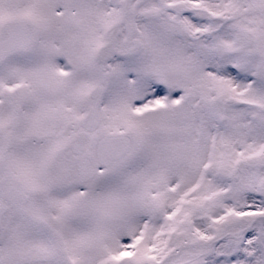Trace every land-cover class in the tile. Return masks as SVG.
Instances as JSON below:
<instances>
[{"label":"rangeland","instance_id":"rangeland-1","mask_svg":"<svg viewBox=\"0 0 264 264\" xmlns=\"http://www.w3.org/2000/svg\"><path fill=\"white\" fill-rule=\"evenodd\" d=\"M64 4L0 0V38L20 20L34 36L0 66V86L11 82L0 87V178L36 191L52 182L24 206L8 204L0 185V264H264L262 247L250 251L264 229V0H90L85 19L76 7L59 15ZM192 37L206 40L191 65L181 57ZM60 54L71 82L53 67ZM97 82L106 90L92 100ZM8 102L28 127L20 136L2 122L14 114ZM91 106L94 132L81 126ZM109 133L132 147L101 168L96 146ZM76 141L98 168L86 186Z\"/></svg>","mask_w":264,"mask_h":264},{"label":"water","instance_id":"water-1","mask_svg":"<svg viewBox=\"0 0 264 264\" xmlns=\"http://www.w3.org/2000/svg\"><path fill=\"white\" fill-rule=\"evenodd\" d=\"M8 32L11 34L10 37L0 42V60L9 52L25 48L30 42L28 29L24 24L10 26ZM101 89L98 88L95 95L100 93ZM95 120L96 118L92 113L91 115L85 116L84 124L86 127L93 129L97 124ZM129 146V140L124 137L108 136L104 138L100 146H98L100 161L105 165L118 161L128 151ZM82 165V176L88 180L93 176L94 172L91 168H88L89 166L86 162H83ZM2 183L7 187V194L11 200L18 201L21 204L27 201L28 195L20 191L9 176L4 177ZM15 194L18 196L15 197ZM0 213H2V208L0 209Z\"/></svg>","mask_w":264,"mask_h":264},{"label":"bare ground","instance_id":"bare-ground-1","mask_svg":"<svg viewBox=\"0 0 264 264\" xmlns=\"http://www.w3.org/2000/svg\"><path fill=\"white\" fill-rule=\"evenodd\" d=\"M62 1H64L66 3V4H64L65 6L64 5L62 6L63 8H62L61 14H63V17H66L67 19H70L69 14H70L71 8H73V7H76L77 9L80 10L81 14L84 16V19L87 16H89L91 8L88 5H89L90 0H83V2H79V4L78 3L68 4L69 0H58L59 3H61ZM179 3L180 2H175V3H170V4L177 5ZM172 18H174V17L173 16L171 17L170 15H164L163 14V17L161 18V21L167 22V21H169ZM191 25H192V28H193V26H194L193 21H192ZM53 33L59 34L58 32H53ZM208 36H211V34L208 33V34L203 35V37H208ZM203 37H192L191 40L182 42V49L184 51H187V52H185V55L181 57V61L182 62H189V63H191V65L193 64V58H195V56L197 54L196 51H199V50H197L198 46L195 44V42L198 41V40H203V39L206 40V38H203ZM202 54H203L202 58H203V61H204L202 66H208V64H209V62H210V60L212 58L211 57L212 54H211V52L209 53V51H206L205 53H202ZM65 58H66V55H65ZM59 64L60 65L62 64L61 60L59 61ZM199 67L200 66L196 67L195 69H192L193 71L188 76H195L196 73H197L196 70ZM183 69H181L182 72H184V71L187 72V70H188V68H186V67L183 68ZM204 77L207 78V77H209V75L208 74H204L203 78ZM263 219H264V217H263ZM263 228H264V224H263ZM251 242L253 243L254 246H252L250 251H255L256 249L261 251L260 250L261 247L264 250V229L261 230V231L259 230L258 233L256 234V236L251 240ZM258 245H259V248L257 247ZM260 255L263 256L262 252H260Z\"/></svg>","mask_w":264,"mask_h":264}]
</instances>
